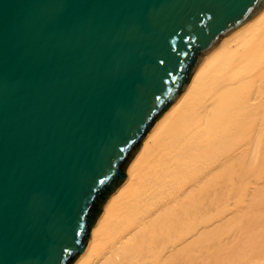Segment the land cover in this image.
Here are the masks:
<instances>
[{
    "label": "water",
    "instance_id": "1",
    "mask_svg": "<svg viewBox=\"0 0 264 264\" xmlns=\"http://www.w3.org/2000/svg\"><path fill=\"white\" fill-rule=\"evenodd\" d=\"M264 0H0V264H74L142 140Z\"/></svg>",
    "mask_w": 264,
    "mask_h": 264
},
{
    "label": "bare ground",
    "instance_id": "2",
    "mask_svg": "<svg viewBox=\"0 0 264 264\" xmlns=\"http://www.w3.org/2000/svg\"><path fill=\"white\" fill-rule=\"evenodd\" d=\"M74 264H264V9L142 140Z\"/></svg>",
    "mask_w": 264,
    "mask_h": 264
}]
</instances>
